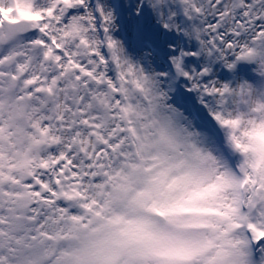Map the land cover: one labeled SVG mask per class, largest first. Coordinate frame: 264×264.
<instances>
[{"label": "snow or ice", "instance_id": "obj_1", "mask_svg": "<svg viewBox=\"0 0 264 264\" xmlns=\"http://www.w3.org/2000/svg\"><path fill=\"white\" fill-rule=\"evenodd\" d=\"M0 264H264V0H0Z\"/></svg>", "mask_w": 264, "mask_h": 264}]
</instances>
